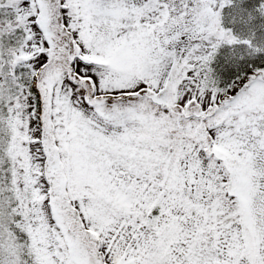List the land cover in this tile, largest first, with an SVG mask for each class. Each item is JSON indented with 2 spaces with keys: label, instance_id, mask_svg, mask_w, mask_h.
<instances>
[{
  "label": "snow or ice",
  "instance_id": "6c2138e0",
  "mask_svg": "<svg viewBox=\"0 0 264 264\" xmlns=\"http://www.w3.org/2000/svg\"><path fill=\"white\" fill-rule=\"evenodd\" d=\"M0 264H264V0H0Z\"/></svg>",
  "mask_w": 264,
  "mask_h": 264
}]
</instances>
